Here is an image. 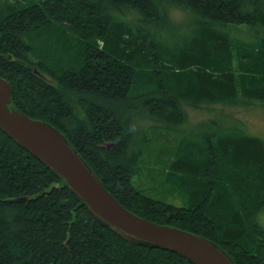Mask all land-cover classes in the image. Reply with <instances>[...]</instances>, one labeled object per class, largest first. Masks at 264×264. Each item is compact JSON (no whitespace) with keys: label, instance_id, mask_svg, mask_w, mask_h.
<instances>
[{"label":"trees","instance_id":"obj_1","mask_svg":"<svg viewBox=\"0 0 264 264\" xmlns=\"http://www.w3.org/2000/svg\"><path fill=\"white\" fill-rule=\"evenodd\" d=\"M186 3L195 32L165 44L158 0H0V76L12 104L61 131L124 208L209 240L234 264H264V136L233 109L179 130L183 104L264 109V0ZM149 129L180 133L168 182L187 206L131 184ZM0 264L192 263L102 226L0 131Z\"/></svg>","mask_w":264,"mask_h":264},{"label":"water","instance_id":"obj_2","mask_svg":"<svg viewBox=\"0 0 264 264\" xmlns=\"http://www.w3.org/2000/svg\"><path fill=\"white\" fill-rule=\"evenodd\" d=\"M0 131L51 170L98 223L125 241L177 253L192 264H234L209 240L155 224L124 208L58 129L12 104L11 88L1 76Z\"/></svg>","mask_w":264,"mask_h":264},{"label":"rangeland","instance_id":"obj_3","mask_svg":"<svg viewBox=\"0 0 264 264\" xmlns=\"http://www.w3.org/2000/svg\"><path fill=\"white\" fill-rule=\"evenodd\" d=\"M6 81V80H5ZM7 82V81H6ZM8 83V82H7ZM185 111V121L180 124V131L190 132L201 129L200 125L206 120H225L228 110L236 112L240 119H243L245 125L244 130L249 134L256 136H264V109L253 107L254 109L240 112V109L231 105L223 106L222 104L203 105L201 111L190 108L183 104ZM224 113H212L215 110H222ZM151 128L155 124L144 123V126ZM238 128H241L239 123ZM148 131V130H147ZM150 141L144 147L139 157V165L141 167L140 175L133 176L131 184L141 191V193L150 198L160 200L176 207L187 206L186 199L178 192L175 187L168 182V165H170L173 152L178 146L180 133L171 131H159L149 129L148 133Z\"/></svg>","mask_w":264,"mask_h":264},{"label":"clouds","instance_id":"obj_4","mask_svg":"<svg viewBox=\"0 0 264 264\" xmlns=\"http://www.w3.org/2000/svg\"><path fill=\"white\" fill-rule=\"evenodd\" d=\"M158 7L167 21V28L157 33L165 44L179 43L193 35L198 17L186 0H158Z\"/></svg>","mask_w":264,"mask_h":264},{"label":"bare ground","instance_id":"obj_5","mask_svg":"<svg viewBox=\"0 0 264 264\" xmlns=\"http://www.w3.org/2000/svg\"><path fill=\"white\" fill-rule=\"evenodd\" d=\"M67 56H69V55H67ZM63 59H65V57L63 58ZM82 68V67H81ZM75 70V67L74 68H72V70L71 71H74ZM64 94V98H66L67 99V92H64L63 93ZM68 101V100H67ZM72 111H74V110H72ZM74 113H75V111H74ZM47 124H49V125H51L50 123H48V122H46ZM68 140V139H67ZM108 145H111V144H108ZM113 145V144H112ZM49 171H51V170H49ZM123 206V205H122Z\"/></svg>","mask_w":264,"mask_h":264}]
</instances>
